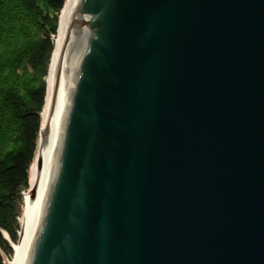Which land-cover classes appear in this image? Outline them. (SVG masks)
Listing matches in <instances>:
<instances>
[{
	"label": "water",
	"instance_id": "obj_1",
	"mask_svg": "<svg viewBox=\"0 0 264 264\" xmlns=\"http://www.w3.org/2000/svg\"><path fill=\"white\" fill-rule=\"evenodd\" d=\"M13 264H264V0H73Z\"/></svg>",
	"mask_w": 264,
	"mask_h": 264
},
{
	"label": "trees",
	"instance_id": "obj_2",
	"mask_svg": "<svg viewBox=\"0 0 264 264\" xmlns=\"http://www.w3.org/2000/svg\"><path fill=\"white\" fill-rule=\"evenodd\" d=\"M65 0H0V264L18 240Z\"/></svg>",
	"mask_w": 264,
	"mask_h": 264
},
{
	"label": "bare ground",
	"instance_id": "obj_3",
	"mask_svg": "<svg viewBox=\"0 0 264 264\" xmlns=\"http://www.w3.org/2000/svg\"><path fill=\"white\" fill-rule=\"evenodd\" d=\"M73 0H65L64 6L59 14L58 18V24H57V30L56 34L53 39V51L52 55L47 67V74L45 77L46 81V96H45V104L43 107V111L41 113V127L44 129L45 124L48 120L50 109H51V104L52 100L58 85V79H59V73H60V67H61V51H62V44H63V38H64V33H65V28L70 16V11H71V5H72ZM37 145V152H38V146ZM37 152L35 155V159L30 167L29 170V181L28 185L30 187V178L32 175V171L37 159ZM27 195H24V200H23V210H22V217H21V225H20V231H19V240H20V235L22 231V225H23V218L26 210V201H27ZM19 240L17 241L16 244L12 245V258L9 261V264L14 263L15 255L17 252V248L19 245Z\"/></svg>",
	"mask_w": 264,
	"mask_h": 264
},
{
	"label": "rangeland",
	"instance_id": "obj_4",
	"mask_svg": "<svg viewBox=\"0 0 264 264\" xmlns=\"http://www.w3.org/2000/svg\"><path fill=\"white\" fill-rule=\"evenodd\" d=\"M29 189H30V187H29V185H28V190H27V192L24 194V195H26V194H28V192H29ZM24 197V196H23ZM23 200H24V198H23ZM23 210V209H22ZM21 217H22V212H21ZM21 217H20V225H21ZM18 240H19V234H18ZM17 240V241H18ZM17 243V242H16ZM16 243H13L12 245H14V244H16ZM12 255H13V252H12ZM11 258H12V256L11 257H9V258H6L5 257V263H7V264H9V261L11 260Z\"/></svg>",
	"mask_w": 264,
	"mask_h": 264
},
{
	"label": "clouds",
	"instance_id": "obj_5",
	"mask_svg": "<svg viewBox=\"0 0 264 264\" xmlns=\"http://www.w3.org/2000/svg\"><path fill=\"white\" fill-rule=\"evenodd\" d=\"M41 129V128H40ZM40 134V133H39ZM19 234V233H18Z\"/></svg>",
	"mask_w": 264,
	"mask_h": 264
}]
</instances>
